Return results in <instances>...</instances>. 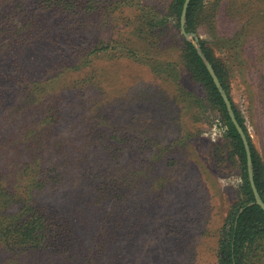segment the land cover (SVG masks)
Segmentation results:
<instances>
[{
    "label": "rangeland",
    "instance_id": "rangeland-1",
    "mask_svg": "<svg viewBox=\"0 0 264 264\" xmlns=\"http://www.w3.org/2000/svg\"><path fill=\"white\" fill-rule=\"evenodd\" d=\"M13 1L17 4L18 0H0V6L13 13V23L19 28L27 16L20 8L9 9ZM19 1L24 4L23 9L35 13L38 20L43 21L36 31L41 36L43 33L50 35L53 40L44 38L33 48L34 53L43 56L41 61L47 63L49 59H60L59 49L66 55L70 51L66 41L74 34L68 31L70 20L50 14L47 1ZM125 1L105 0L108 5H114L112 9L94 11L93 5L88 7L85 28L74 36L87 47L93 39H107L116 29L128 24L127 19L140 14L142 4L163 11L170 3V0ZM234 1L240 0H223L217 6L216 34L208 20L200 24L197 33H189L191 38L198 39L197 46L213 69L201 40L213 43L233 35L234 22L228 15L233 14ZM27 22L25 25L30 27ZM176 24L174 17L171 18L166 32L173 41L178 34ZM180 32L182 34L181 28ZM242 50L245 54L242 65H238L228 51L221 50L216 55L228 68L229 75L224 78L227 90L223 89L232 108L234 103L244 121L264 175V46L261 38L246 39ZM178 51L166 61L159 60L163 56L153 55L151 51L140 61L117 59L116 51H103L97 57L99 69L104 70L102 75L110 76L107 81L103 77L102 88L95 86L92 90L91 87L82 100L73 88L63 91L56 88V93H62L61 106L63 114L66 113L60 130L62 135L75 137L78 133L85 136L86 131L95 127L106 131L107 136L117 135L120 151L117 155L122 156V163L127 166L128 182H125L128 190L131 189V196L116 210L108 207L103 211L84 212V222L77 228V252L72 253L70 259V249L64 256H60V252L46 254L44 259L40 257L37 261L28 255L3 251L0 252V263L220 264L218 242L228 213L239 199L241 170L236 160L224 158L230 154L226 148L227 121L224 110L211 98L206 86L189 70L187 73L183 70L179 88L184 89L186 95L179 98L180 93L176 92L172 81L158 80L149 70L157 68V73L163 74L169 71L167 67L181 70V66L176 65V54L182 55ZM37 54L30 57L33 59ZM82 79L81 72L70 74L67 87ZM84 88H88L87 83ZM160 98L162 102L158 100ZM96 103H101L108 120L94 119ZM74 195H77L74 187L66 186L53 196L45 195L43 201L48 203L49 213L66 216L65 208L72 203L74 208L77 207L78 197L75 200ZM88 200H91L90 196Z\"/></svg>",
    "mask_w": 264,
    "mask_h": 264
},
{
    "label": "trees",
    "instance_id": "trees-1",
    "mask_svg": "<svg viewBox=\"0 0 264 264\" xmlns=\"http://www.w3.org/2000/svg\"><path fill=\"white\" fill-rule=\"evenodd\" d=\"M40 1H47L50 14L70 20L68 31L74 34H80L85 28L88 7L93 5L91 8L94 11L114 7L105 0ZM123 1L117 0L119 3ZM222 1L191 0L186 17V32L197 33L204 20H208L215 31L218 25L216 15L219 14L217 6ZM185 2L170 0L163 11L142 4L140 14L127 19L128 24L119 27L118 31L115 27L116 31L107 39H93L90 45L87 43V47L84 41L73 34L66 41L70 51L65 55L59 49L60 59H49L48 63L46 60L41 61L43 56L33 50L44 38L53 41L50 35L43 33L41 36L36 31L43 21L38 20L35 13L23 9L21 1L18 0L17 4L13 1L9 9L20 8L21 13L27 16L23 24L16 28L12 20L13 13L6 7L3 9V5L0 6V252L28 255L37 261L40 257L44 259L46 254L60 252L59 255L64 256L70 249V259V255L77 252V228L84 222V212H97V209L103 211L108 207L116 210L131 196V189L128 190L126 186L127 166L122 163V156L117 155L120 153L117 135L112 133L107 136L106 131L98 127L86 131L85 136L78 133L75 137L62 135L60 130L66 113L63 114L64 108L61 106L62 93H56V88L61 91L73 88L81 100L91 87L92 90L95 86L102 88L103 77L107 81L110 76L107 73L102 75L104 70L101 69V72L99 69L97 57L103 51H116L117 59L134 61L146 58L151 51L153 55L163 56L159 60L166 61L179 50L182 55L176 54L178 64L173 63L181 66V70L167 67L169 71L165 74L157 73V68L149 70L158 80L167 83L172 81L176 92L180 93L179 98L186 95L185 90L179 88L183 70L186 73L189 70L206 86L211 98L225 113L228 128L226 148L230 154L227 153L224 158L226 161L236 160L241 170L239 199L228 213L218 242L220 264H264V211L256 204L248 206L255 202V197L249 181L244 142L196 47L180 32ZM233 5V14L228 15L234 22L233 35L213 43L201 40L203 51L213 64L225 90L224 78L229 72L216 54L221 50L228 51L235 57L236 63L242 65L245 64L242 46L246 39L255 40L260 37L264 46V0H240L234 1ZM173 17L178 29L174 41L166 33ZM26 20L30 27L25 25ZM35 54L32 59L30 56ZM79 72L83 73V79L72 83L75 86L71 84L67 87L69 75ZM84 83L88 84V88H84ZM158 100L162 102V98ZM232 104L236 119L247 134L244 121ZM94 112V119L108 120L101 103H96ZM247 137L252 154L254 181L264 202V175L256 149L248 134ZM66 186H73L76 190L77 195L73 199L78 197L77 207L74 208L72 203V209L71 205L65 208L66 216L49 213V205L43 201L44 196H53ZM242 209L244 211L240 213Z\"/></svg>",
    "mask_w": 264,
    "mask_h": 264
},
{
    "label": "water",
    "instance_id": "water-1",
    "mask_svg": "<svg viewBox=\"0 0 264 264\" xmlns=\"http://www.w3.org/2000/svg\"><path fill=\"white\" fill-rule=\"evenodd\" d=\"M190 1L191 0H186L185 4H184V7H183V11H182V16H181V31H182V34L188 39L191 41V43H193V45L196 47L197 51H198V54L200 55L201 59L203 60L204 64L206 65L214 83L216 84L223 100H224V103L227 107V111H228V114L231 118V121L232 123L235 125L237 131L239 132L240 136L242 137V140L244 142V146H245V149H246V153H247V167H248V173H249V181H250V184H251V188H252V191L254 193V197H255V202L254 203H251L249 204L248 206H252V205H258L262 208V210L264 211V202L258 192V189L256 187V184H255V181H254V174H253V162H252V154H251V149H250V146H249V143H248V140H247V137H246V134L243 130V128L241 127V125L239 124V122L237 121L236 119V116L234 114V111H233V108H232V105L230 103V100L225 92V90L223 89L220 81H219V78L218 76L216 75L214 69L212 68V66L209 64V62L206 60V58L204 57V55L202 54V51L200 50V48L197 46V42H198V39L197 38H191L190 34H188L186 32V17H187V11H188V7H189V4H190ZM195 40V41H194ZM244 211V209H242L240 211V213H242Z\"/></svg>",
    "mask_w": 264,
    "mask_h": 264
}]
</instances>
